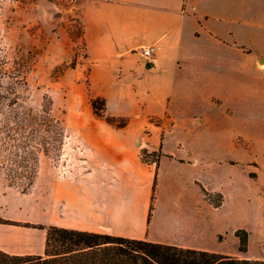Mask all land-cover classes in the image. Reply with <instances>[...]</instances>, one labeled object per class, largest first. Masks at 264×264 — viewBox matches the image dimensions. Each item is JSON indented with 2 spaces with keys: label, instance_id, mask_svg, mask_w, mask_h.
Returning <instances> with one entry per match:
<instances>
[{
  "label": "crops",
  "instance_id": "obj_1",
  "mask_svg": "<svg viewBox=\"0 0 264 264\" xmlns=\"http://www.w3.org/2000/svg\"><path fill=\"white\" fill-rule=\"evenodd\" d=\"M71 3L82 26L89 91L127 125L114 132L89 127L94 158L86 183L79 186L69 173L72 181L55 184L53 198L41 191L39 220H2L0 251L43 255L50 225L206 250L201 237L220 207L203 191L221 190L203 184L201 154L177 130L214 126L210 108L264 112V0ZM144 46L154 47L150 62L140 55ZM230 125L229 143L240 128ZM242 127L256 128L250 120ZM141 150L160 152L157 164L143 162Z\"/></svg>",
  "mask_w": 264,
  "mask_h": 264
},
{
  "label": "rangeland",
  "instance_id": "obj_2",
  "mask_svg": "<svg viewBox=\"0 0 264 264\" xmlns=\"http://www.w3.org/2000/svg\"><path fill=\"white\" fill-rule=\"evenodd\" d=\"M81 33V22L71 0H0V57L4 54L12 61L16 52H23L29 58L26 77L32 103L38 104L42 96L51 98L53 112L66 129L58 152L40 156L37 173L27 192L0 181V220H39L41 191L47 190L49 198H53L55 184L72 181L69 173L79 186L86 183L89 163L94 158L86 145L95 136L89 127L99 126L103 132L105 126L114 132L118 130L115 126L127 119L107 111L106 116L115 118L93 115L89 101L97 97L89 91ZM118 105L115 102L113 108L119 109ZM126 108L124 104L122 111ZM208 115L215 121L214 126L177 130L179 136L190 139L193 154H201L203 184L221 190L205 197L212 207L219 206L220 210L219 220H208L207 233L201 240L211 252L264 260V112L257 108L252 112L223 114L210 108ZM249 120L256 128L242 127ZM232 122L240 128L229 143ZM198 135L201 138L196 143ZM152 152H155L152 157L143 155V159L158 161L160 152ZM59 215L64 217L61 203ZM238 229L248 233L247 250L243 253L239 252V240L234 236Z\"/></svg>",
  "mask_w": 264,
  "mask_h": 264
},
{
  "label": "trees",
  "instance_id": "obj_3",
  "mask_svg": "<svg viewBox=\"0 0 264 264\" xmlns=\"http://www.w3.org/2000/svg\"><path fill=\"white\" fill-rule=\"evenodd\" d=\"M29 69V58L23 52H16L12 61L4 54L0 57V181L22 193L33 184L40 156L57 153L66 135L63 121L53 112L51 98L42 96L38 104L32 103L26 77ZM89 104L97 118H115L105 115L103 98H92ZM126 125L127 119L115 127ZM154 153L141 151L142 161L157 164V160L147 162L142 157ZM203 192L205 197L209 194ZM234 236L239 240V252H246L248 233L238 229ZM0 264H264V260L50 225L43 255L0 251Z\"/></svg>",
  "mask_w": 264,
  "mask_h": 264
},
{
  "label": "built area",
  "instance_id": "obj_4",
  "mask_svg": "<svg viewBox=\"0 0 264 264\" xmlns=\"http://www.w3.org/2000/svg\"><path fill=\"white\" fill-rule=\"evenodd\" d=\"M153 51V46H144L140 49V55L145 61L150 62L152 60Z\"/></svg>",
  "mask_w": 264,
  "mask_h": 264
},
{
  "label": "water",
  "instance_id": "obj_5",
  "mask_svg": "<svg viewBox=\"0 0 264 264\" xmlns=\"http://www.w3.org/2000/svg\"><path fill=\"white\" fill-rule=\"evenodd\" d=\"M147 67H149V63L147 64Z\"/></svg>",
  "mask_w": 264,
  "mask_h": 264
}]
</instances>
